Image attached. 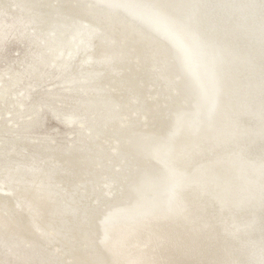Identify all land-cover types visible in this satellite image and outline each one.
Instances as JSON below:
<instances>
[{
	"label": "bare ground",
	"instance_id": "obj_1",
	"mask_svg": "<svg viewBox=\"0 0 264 264\" xmlns=\"http://www.w3.org/2000/svg\"><path fill=\"white\" fill-rule=\"evenodd\" d=\"M95 1L110 9L119 7L115 3L131 9L143 28L148 24L161 35L189 81L190 87L185 86L192 104L175 137L167 134L146 146L156 162L173 147L166 152L168 168L154 173L143 165L153 175L146 174L135 188L138 201L152 213L136 214L132 206L122 214L113 210L95 217L96 227L92 218L83 231L72 228V237L90 239L93 255L105 264L109 259L110 264H264V0ZM69 5L75 16L119 36L123 46L153 49L109 11L97 12L74 0ZM131 72L133 79L136 69ZM156 91L148 97L157 100ZM157 109L163 110L161 117L155 114L150 129L161 130L160 135L176 117L171 114L185 107ZM124 133L127 143L129 133ZM125 145L134 161L133 147ZM164 169L176 177L173 189L160 183L167 177ZM0 190L7 212L12 197L4 184ZM17 223L18 231L30 234L22 218ZM105 239L111 243L104 247ZM85 258L79 255V260Z\"/></svg>",
	"mask_w": 264,
	"mask_h": 264
},
{
	"label": "rangeland",
	"instance_id": "obj_2",
	"mask_svg": "<svg viewBox=\"0 0 264 264\" xmlns=\"http://www.w3.org/2000/svg\"><path fill=\"white\" fill-rule=\"evenodd\" d=\"M76 9L79 11L80 8ZM73 11L69 0H0V45L6 44L0 48V95L3 93L2 89L6 90L17 102L14 105L9 97L8 106H2L0 103V120L3 119L0 121V187L4 184L12 197V208L7 212L0 197V264H105L93 255V245L89 246L78 235L72 237L74 227L68 221L72 212L84 215L93 210L95 217H103L113 210L125 213L132 206L136 214L152 213L144 208L138 201L139 198L135 197L132 204L123 200L109 202L107 193L110 194L108 190L118 192L122 189L124 194L123 184L128 182L131 190L139 177L145 174L143 166L137 168L135 173V167L132 160H128L125 147L120 155L114 154V149L121 141L126 146L127 135L124 132L129 133L128 130L115 131L117 127L123 126L129 117L135 119L132 125L139 130L142 127L140 121L143 122V118L148 115L146 106L136 107L133 101L139 96V92L142 98L146 99L149 94L158 90L152 83L151 73L147 72L151 65L145 64L140 71L134 73L133 79L128 75L136 69L133 64L134 57L139 59L137 56L151 53L153 49L147 46L137 49L128 43L123 46L119 36L106 33L93 20L79 18ZM90 21L94 24H90ZM87 24L103 31L102 35H98L97 41H94L98 46L102 44L100 39L117 43L115 47L108 45L104 51L100 47L102 51L98 56L119 53V49L129 53V65L119 67L127 66L123 71V81L125 80L126 84L131 82L136 88L140 86V82L144 83L138 93L119 88V79H116L118 66L110 75L104 73L103 77L100 73L81 67L89 57L88 51L71 62L66 71L43 67L44 64L54 63L59 57L66 58L62 62L70 61L67 58L79 43L90 46L85 40L87 35H91V28L86 27ZM5 36L7 41L2 40ZM19 36L24 39H19ZM83 50L82 48L80 52ZM149 55L152 59V53ZM153 63L156 64L157 59ZM100 70L107 72V67H100L96 71ZM95 77L101 79H94ZM22 78H26L22 85H13V81ZM72 80L76 81L75 92H84L87 88L89 92L72 93L66 84ZM157 83L159 82L156 81ZM164 85L166 83L161 87L168 90L169 87ZM169 86L168 95L176 88L171 84ZM92 87L100 88L92 91ZM31 88H34L32 94ZM188 90L185 86L184 93ZM20 93H28L31 102L20 101ZM96 99L103 102L109 99L111 104L105 108L93 109L86 108L88 105L83 104L85 100ZM187 109L191 111L190 106L185 107L184 111L181 110L185 112L183 118L182 112H175L173 122L166 124L169 135L175 137L178 134L184 125L183 119L190 113ZM80 113L82 117L78 115ZM54 114L62 115L66 119L78 118L81 123L71 128L55 119ZM82 118L98 121V126L92 134L87 133L90 125L83 124ZM169 147L173 149L170 145L165 153L162 151L158 155L161 159L159 157L157 162L161 168H168L164 163ZM127 162H131V166L123 170L122 166ZM23 170L30 171V174H23ZM164 170L167 177L160 183L173 189L177 184L176 177L173 171ZM45 187H48L47 191ZM39 190L43 194L39 193ZM87 193L88 198L82 201L81 197ZM102 196H106L103 202L108 203L105 205L107 208L96 213L101 208V205L95 206L96 202L102 199ZM124 203L128 205H123ZM42 204L48 207L49 214H45ZM113 204L118 205H114L117 207L107 212ZM62 212H67V215ZM20 218L26 222L29 235L18 231L17 222ZM79 230L81 232L84 229ZM110 243L111 240L105 239L102 246H108ZM81 253L86 255L85 261L79 260Z\"/></svg>",
	"mask_w": 264,
	"mask_h": 264
},
{
	"label": "water",
	"instance_id": "obj_3",
	"mask_svg": "<svg viewBox=\"0 0 264 264\" xmlns=\"http://www.w3.org/2000/svg\"><path fill=\"white\" fill-rule=\"evenodd\" d=\"M76 2L83 3V4L85 3L89 7H91V9L97 10V12L99 10L100 11H102V10L109 11V14L115 16V18H113L114 20L120 19L123 22L125 21L127 23L128 29H131V31L135 32L136 34L139 33V37L141 38L142 42L144 41V39H146L152 45V46L151 45L150 46L153 47V50L151 51L153 58L151 59V57L149 55L151 53H147L146 55L143 54V55L137 56L139 58V60L134 57V63L133 64L136 66V71H140L141 70L140 68H143L145 64L149 63L151 65L150 67L147 68V72L149 71L151 73L152 83H153L154 87L156 89H158V91H156L157 92L156 95H158L157 100H155V96H150L146 99L142 98V96H141L142 94L139 91L144 86L143 82L142 83L140 82V86L135 88L133 85H131L132 84L131 82L130 83L127 82V84H126V81L125 80L123 81V77H124L123 71L129 65V60H128V58H129L128 54L129 53H127V51H123V50L119 49L120 50L119 53H113L112 52V54H110V55L98 56V54L103 49L108 48V45H110L111 47H115V45H117V43H115V41L113 43L111 40L106 42L105 40H107V39H100L102 41V44H100L99 46H98L97 42L95 44L94 41L95 40L97 41L98 35H102L103 31L97 27L94 29L91 27V25L90 26L87 25L88 28L91 27V31H90L91 35H87L85 37V40L91 44L90 46H89V44H87V46H84V45H82V43H79V45L75 46L72 49L69 57L67 58V59H70V61L62 62V61H65L66 58L61 59V57H59V58L55 59L54 63L44 64L43 67L46 66V67H48V69H56L59 71L60 70L66 71L70 67V65H71L70 63L75 61L79 57V55H81L82 53H84L86 51H88L87 56H89V57L88 58L86 57L87 59L82 63L81 67L88 68V70H90L91 72L95 71V73H100V74H102L101 77H103L104 73L110 75V73L115 71L116 67L118 66L117 67V69H118L117 73L118 74H117L116 79H119V82H118L119 88L124 89V91H134L136 93L139 92V96L136 97V99L133 101V104L136 107L141 105L140 108H142L143 105L146 106L147 108H149V113L145 118H143V122L140 121V124H142L141 129L138 130L137 128H134L132 124H133V121L135 119L129 117V119L125 122V124H123V126L117 127V131H115V132H123L126 130L129 131V139H127V143L125 142V144H127V145L129 144L131 147H133L132 151L134 153V157H133L134 161H132V163H134L133 166L135 167V169H134L135 173L137 171V168L139 169L140 166H143V165H144V167L150 166L149 168H151V171H154V173H159L160 172L159 170L161 169V165L158 164V162H156L155 159H152V157L149 155L148 150L146 149V146L150 145V143H156V142L163 141L164 139H166L167 134H168V129L164 133L158 135V133H160L161 130L153 131L152 129H150V127H154V125H155L154 120H157L156 116L159 115L161 111H163L162 109H157V108H167L168 109L171 106H176V108H180V107H188L192 104V102H191L192 96H190L191 93L189 92V90L186 93H184L185 85H188L190 87V84L187 83L189 81L185 80L184 72L182 71V69L179 70L177 63L175 62L176 58L174 59V57H173L174 55L172 54V51L168 50L169 46H168V44H166L164 42V39H162L160 37L161 35H156V34H158L157 31L153 28L149 29L150 27L148 28V24H147V27L143 28L142 24H140L142 20L138 17V15L136 13L132 12L131 9L128 8L130 10L128 12L124 7H122L121 5H118V3H115V2L114 3L117 4L116 6H119L120 8L119 7H113L110 9V8H107L108 7L106 5L107 3H105V4L104 3H98V1H95V0H90L89 2H87V0H77V1L74 0V3H76ZM100 2H102V1H100ZM250 4H251V2H250ZM234 10L235 9L231 10V12H233ZM223 22L227 23L228 19L227 18L223 19ZM101 29H103V28H101ZM82 35H83V37L85 36V34H82ZM19 37H20L19 39H24L23 36H19ZM7 39L8 38L5 36L2 40L7 41ZM91 41H93V42H91ZM119 43L121 45V42H119ZM43 45L45 46V44H43ZM2 46L5 47L6 44L0 45V48ZM100 47L102 50L100 49ZM82 48L84 50H83V52H80V51H82ZM155 58L157 59L156 64L153 63L154 60L156 61ZM122 65H127V66L122 67V68L119 67ZM97 67H99V68L100 67H107V72L102 71V70L96 71L99 69ZM102 69L105 70L104 68H102ZM33 75H35V74H33ZM101 77H95L94 79H101ZM24 79H26V78H22L21 80L13 81L15 83L13 85H18L16 87H19L20 85H22L23 81H26ZM38 80H39V78H38ZM4 81H6V80H4ZM156 81H158L159 83L156 84ZM75 83H76L75 80L66 82L67 88H70L69 90L72 93L85 94L86 91L89 92L88 88L84 92H78V93L75 92L76 91V89H74L75 88L74 86H76ZM90 83H91V81L88 84H90ZM164 83H166V85H168V87H169L168 90H165L161 87L162 84H164ZM170 84L172 85V87H174V88L176 87V88H175V90L170 92V95H168V93L170 91V86H169ZM3 87H4V85L2 86V88ZM34 88H35V86H34ZM34 88H31V90H30L31 94L33 93L32 89H34ZM99 88L100 87H92L91 89H92V91H97ZM2 90H1V92H3V93L0 95V103L2 106H8V104H9L8 99L10 96L8 95V91H6V90L2 91ZM182 97H183V99H181ZM18 99H20V101L22 100L23 102L26 101L28 103L30 101L28 93H25L23 95H21V93H20L18 95ZM10 101L14 105L17 104L14 97H10ZM23 102H21V103H23ZM83 104L88 105V106H86V108H92L93 109V108H105L107 105L111 104V102H109V99H108V101H105V102H103L101 99H96V100H89V101L85 100ZM78 106H82V104H78ZM19 108H22V106H19ZM176 113L174 115L171 114V119L176 115ZM155 114H156V116H155ZM78 115H80L82 117L81 113ZM160 117H161V114H160ZM54 118L59 120L62 123H65L67 126H69L71 128H74V127H72L74 125L79 126L81 123L78 118L66 119L65 117H63L62 115H59V114H57V115L54 114ZM82 120H84L83 124L90 125L88 130H87V133L92 134L94 132V130L96 129V126H98V121L96 119H93V118H89V119L82 118ZM0 121L2 122L3 119H1ZM145 129H148L149 132L144 137L139 138L140 135H138V133H140L142 130H145ZM169 130H170V127H169ZM149 135H155V136L158 135V136L157 137H151ZM139 139H142V140L139 141ZM134 145H136L135 148H134ZM123 147H124V143L121 141L118 144V147L115 148L116 150L114 149V154L120 155L123 152ZM129 159L130 158H128V160ZM130 164H131V162L125 163V165L122 166V169L123 170L126 168L128 169V166H131ZM19 171L21 173V170H19ZM126 171H128V170H126ZM135 173H134V175H135ZM23 174H26V175L30 174V171H24L23 170ZM146 174H147V177L149 175H153L150 173H145V174H143V176H140L139 179L137 180V183L131 187V190H130V186H129L128 182L125 183V185L123 184L124 194L122 192V189H121V191H118V192H115L113 190L110 194L107 193V201L114 202L116 200H123L125 203L132 204V201L135 200V196L137 195L136 198L139 196V194H136L135 188L138 187V183L140 181H142V178H144V176ZM134 175H132V177H134ZM31 181H32V179H31ZM139 185H140V183H139ZM40 188H43V187L40 186ZM45 190L47 191L48 187L47 188L45 187ZM38 192L43 194L41 192V190H39ZM118 193H119V195H117ZM105 197L106 196H102V199L97 200L95 206L101 205V208L96 213H99L103 208L104 209L107 208V206H105V205H107L108 203L106 202L104 204V202H103L105 200ZM87 198H88V193L85 196L81 197L82 201H84ZM125 203L123 205H128ZM114 205H118V204L111 205L110 206L111 208H108L106 211L108 212L111 209H113L114 207H117ZM62 214L67 215V212H62ZM71 216L72 217H70V219L68 221L73 224L74 228L85 229L86 227L89 226L87 224L90 223V220L92 218L94 220L96 214L94 213L93 210H89L84 215H80L79 213L75 214V212L73 214V212H72ZM97 219L94 220L95 227H96V221L98 223ZM94 231H95V228H94ZM48 235L51 236V234H48ZM58 235H59V233H58ZM98 235H99V231H98ZM87 238H89L88 235H87ZM90 241L91 240L89 239V241H88L89 246H90ZM98 242L100 243V240ZM103 254H104V252H103ZM110 262H112V261H110V259H109V264H110Z\"/></svg>",
	"mask_w": 264,
	"mask_h": 264
}]
</instances>
